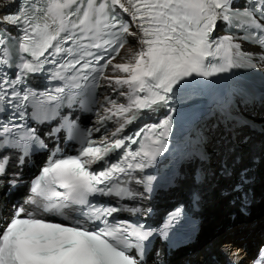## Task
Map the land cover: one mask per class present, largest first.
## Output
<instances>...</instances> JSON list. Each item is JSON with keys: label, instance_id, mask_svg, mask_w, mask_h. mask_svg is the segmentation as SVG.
Segmentation results:
<instances>
[{"label": "snow or ice", "instance_id": "obj_1", "mask_svg": "<svg viewBox=\"0 0 264 264\" xmlns=\"http://www.w3.org/2000/svg\"><path fill=\"white\" fill-rule=\"evenodd\" d=\"M234 5L235 0H23L16 12L0 15V113L6 114L0 121V176L7 171V150H20L22 164L29 145L47 147L35 129L22 123L29 105L34 108L33 118L40 119L46 102L61 99L68 89L86 88L90 79L95 86L98 77L110 87L128 89L119 92L127 105L105 97L111 107L104 109L100 121L123 120L111 137L102 138L99 146L88 140L78 155L50 161L42 169L31 188L39 200L30 197L25 202L35 209L17 208L0 230V264H144L143 242L157 229L109 218L140 212L120 201L152 191L155 177L143 173L168 147L175 111L170 102L182 82L237 67L256 68L254 60L264 62V0H244L242 8ZM117 8L131 17V24L120 18ZM218 22L229 32L213 40ZM133 24L138 32L132 31ZM129 36L141 45L135 62L114 64ZM241 42L260 51H244ZM49 64L53 67L47 69V78L65 83L34 90L27 82ZM110 65L113 73L127 76L106 75ZM9 68H15L14 78ZM159 108H169L164 119L117 138L141 110ZM134 144L139 147L130 151ZM112 153H117L114 161L109 159ZM97 163L102 165L99 169L91 168ZM129 182L142 185L143 192L130 188ZM92 197L116 200L105 204ZM48 213L64 219L75 213L84 217V223L104 226L48 222L44 215ZM171 219L159 230L161 234H167ZM259 257L256 264H264V248Z\"/></svg>", "mask_w": 264, "mask_h": 264}, {"label": "bare ground", "instance_id": "obj_2", "mask_svg": "<svg viewBox=\"0 0 264 264\" xmlns=\"http://www.w3.org/2000/svg\"><path fill=\"white\" fill-rule=\"evenodd\" d=\"M12 3L13 0H0V13L6 11V9L12 5ZM140 48L141 45H139L137 39L135 37L129 36V43L127 46L121 49L120 54L117 56V58H115V60H113V63H134L136 54ZM126 50L128 53L124 55V51ZM253 115L256 118H252V121L260 125L263 129L264 119H258L257 117L264 115V106L254 108ZM257 136L260 139L263 138L262 134H257ZM260 139L255 140L260 143L256 154L260 159V162L256 164V182L251 188V196L246 200L245 205H243V207L241 206L243 214H241L234 207L226 205V201L230 196L221 198L217 195L216 191H213L205 198L207 205L205 204L206 206H203L204 211L201 215L208 219L201 227V233L198 237V241L196 244L180 248V250L173 252L170 259L171 264H175V260L178 257L183 258V255L186 256L188 251L191 252V254L195 257V254L198 251L201 252L204 247H207V250L210 251L208 255H215L216 260L222 263L224 262V257L229 258L235 264H247V261L250 260L254 246L258 243L257 240H252V236H261L262 232L264 231V156L260 147L263 145V142H261ZM208 145L209 142L205 146V151H208ZM246 165L247 163L245 162L244 166ZM247 166L249 167V165ZM208 168L214 169V167H210V165ZM212 180L214 183L218 180V177L216 176V178H213ZM219 180L220 182L218 181L217 184L222 187L224 185L222 178L219 177ZM223 180L227 183H231L229 182L228 178H223ZM203 189L204 191L210 190L208 187ZM20 190L18 189L15 192H12L9 195V199L17 195ZM232 212V217L227 219L229 213ZM237 224H244L247 228L251 225H255L257 228L248 229L246 232H242L241 230L235 231L232 226H236ZM240 236H246L244 250H242V243L239 240ZM209 244L211 245L209 246ZM203 253L204 251H202V254L200 255H203Z\"/></svg>", "mask_w": 264, "mask_h": 264}, {"label": "trees", "instance_id": "obj_3", "mask_svg": "<svg viewBox=\"0 0 264 264\" xmlns=\"http://www.w3.org/2000/svg\"><path fill=\"white\" fill-rule=\"evenodd\" d=\"M245 219V218H244ZM236 227V228H235ZM232 228L236 231H238V230H241L242 232L243 231H247L248 229H254V228H257V227H255V226H249L248 228L244 225V224H241V225H236V226H232Z\"/></svg>", "mask_w": 264, "mask_h": 264}, {"label": "rangeland", "instance_id": "obj_4", "mask_svg": "<svg viewBox=\"0 0 264 264\" xmlns=\"http://www.w3.org/2000/svg\"><path fill=\"white\" fill-rule=\"evenodd\" d=\"M128 53V51L126 50V51H124V55L125 54H127ZM255 226V225H254ZM257 247V246H256ZM253 255H254V252H252V255H251V258L253 257ZM151 259V257H149V260Z\"/></svg>", "mask_w": 264, "mask_h": 264}]
</instances>
